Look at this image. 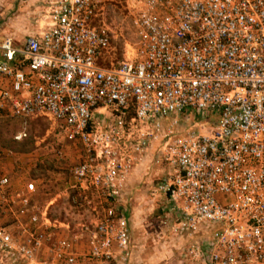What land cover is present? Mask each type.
Masks as SVG:
<instances>
[{
    "label": "built area",
    "instance_id": "obj_1",
    "mask_svg": "<svg viewBox=\"0 0 264 264\" xmlns=\"http://www.w3.org/2000/svg\"><path fill=\"white\" fill-rule=\"evenodd\" d=\"M114 1L44 0L38 33L0 43V112L45 115L82 148L64 218L35 180L0 176V264L129 262L123 192L159 139L176 264H264V0H125L137 43L105 66Z\"/></svg>",
    "mask_w": 264,
    "mask_h": 264
},
{
    "label": "rangeland",
    "instance_id": "obj_2",
    "mask_svg": "<svg viewBox=\"0 0 264 264\" xmlns=\"http://www.w3.org/2000/svg\"><path fill=\"white\" fill-rule=\"evenodd\" d=\"M127 8L128 4L125 0H116L106 6L104 20L97 22L101 25L105 23L110 29L111 47L105 62L101 61L105 66L117 64L125 57H129L135 49L137 35ZM189 113H193L192 119L197 124L209 128L213 123L211 120H201V115L195 112L189 111ZM168 125L166 123L164 127L167 128ZM22 132H25L27 137L16 140V136ZM0 143L14 154L12 158L15 167L12 173L14 185L23 188L28 181L35 180L38 188V205L45 206L57 197L58 200L52 207L55 211L51 215L64 218V207L67 203L65 194L74 184L71 169L80 161L82 149L80 145L71 144L65 137L63 126L45 115L19 119L2 112H0ZM161 144L160 139L152 144L155 154ZM60 150L63 151L62 155L59 154ZM168 172L169 167L164 164L151 165L146 174L149 178L145 183L146 188L157 189ZM58 196H61V199ZM144 200L142 204L147 208L146 212L136 210V213L132 212L130 216L132 259L127 264H168L164 256L172 236L169 224L165 225L167 216L164 215L165 213L169 215V209L167 212L166 208L170 203L163 193H157V197L151 194ZM133 208L136 206H131V209Z\"/></svg>",
    "mask_w": 264,
    "mask_h": 264
},
{
    "label": "crops",
    "instance_id": "obj_3",
    "mask_svg": "<svg viewBox=\"0 0 264 264\" xmlns=\"http://www.w3.org/2000/svg\"><path fill=\"white\" fill-rule=\"evenodd\" d=\"M0 1L3 5V9L0 12V43L5 38H10L12 39L13 44L16 48H22L28 37L39 32L40 29L39 26L41 24V15L43 14L45 9V2L44 0H0ZM36 28L38 29L35 30ZM2 59H3V54L0 51V60ZM10 86H11L10 80H8L7 78L0 77V87L10 88ZM0 147H1L0 176H9L12 179V173L15 169L12 162V158L14 154L6 150L1 145V143H0ZM153 148L154 146L153 147L151 146L145 152L141 160L135 161L132 172L128 178L126 188L123 192L121 208L128 218L130 231L132 229V225L130 224L131 213L132 212L136 213V210L137 212H139L140 210V212L145 213L147 208H144V205L142 204L143 203L142 200H144L145 197L149 198V195L151 194L157 197V193H159L157 192V189L152 190L146 188L147 186L145 184L149 179L146 177L147 176L146 174L149 172V167L151 165L155 166L156 164H162L158 162L161 157L162 146L156 149L157 150L156 154ZM164 165L169 167V172L167 173L168 176L172 172V168L167 164ZM167 176H165L163 180ZM12 187L14 189H19L14 185L13 181H12ZM144 201L146 202V200ZM131 206L133 207L136 206V208L131 209ZM166 209L168 212V209H170V205ZM164 216H168V215L165 213ZM4 222L10 223L9 219H4ZM169 231L171 236L174 237L172 235L170 228ZM172 237H171V243L169 244V247L167 248L166 254L164 256V259H167L168 264H176L177 256L182 246L186 244L183 239L176 237H174L175 239H173ZM130 251H131V259H132L131 246H130Z\"/></svg>",
    "mask_w": 264,
    "mask_h": 264
}]
</instances>
